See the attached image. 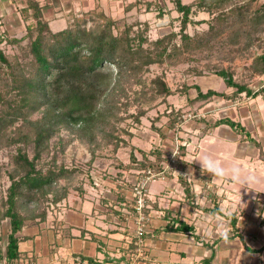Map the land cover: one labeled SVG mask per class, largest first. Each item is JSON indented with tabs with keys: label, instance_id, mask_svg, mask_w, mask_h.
<instances>
[{
	"label": "crops",
	"instance_id": "obj_1",
	"mask_svg": "<svg viewBox=\"0 0 264 264\" xmlns=\"http://www.w3.org/2000/svg\"><path fill=\"white\" fill-rule=\"evenodd\" d=\"M30 1L41 8L53 31L67 28L76 18H89L93 12L113 19L121 15V19L133 10L148 12L149 6L165 5L164 0H0L1 29L9 33L26 30L21 13H32ZM195 77V86L204 92L209 88L219 91L225 83L228 90L220 92L228 96L203 100L202 110L209 117L221 110L226 113L221 118L237 126L214 125L218 119L197 120L186 127L193 129L189 136L180 140L170 134L172 140L161 145L172 149L178 140L185 146V170L193 178L194 195L187 198L176 174L149 182L143 254L136 244V218L126 213L133 209L132 184L140 174H130L129 185V175L121 181L119 172L117 178H100L96 173V180L84 186L82 193H69L44 220L23 226L17 234L20 257L12 264H264V105L254 100L262 97L264 103V93L240 92L239 98H244L238 102L232 100L229 89L233 87L220 75ZM145 159L154 161L155 154ZM137 163L130 161L128 169L132 171ZM211 194L218 195L216 212L211 210ZM233 216L236 225L230 222ZM180 221L194 229L177 230Z\"/></svg>",
	"mask_w": 264,
	"mask_h": 264
},
{
	"label": "trees",
	"instance_id": "obj_2",
	"mask_svg": "<svg viewBox=\"0 0 264 264\" xmlns=\"http://www.w3.org/2000/svg\"><path fill=\"white\" fill-rule=\"evenodd\" d=\"M171 1L182 13L184 29L192 21V13L201 10L213 12L227 3L232 4L234 0ZM29 8L37 22L28 26L30 42L24 51L28 60L21 62L18 57L10 58L0 48V147L17 146V152L12 156L14 167L9 171L11 184L2 202L4 209L0 217L9 218L10 231L5 250L0 244V264H12L19 259L20 237L17 234L23 226L47 217V210L41 208V202L46 200L56 206L67 196L66 186L55 187L60 179L68 175L67 168L64 165L46 170L38 167L43 154L50 148L55 152L65 151L75 138L87 146L92 159L99 157V152L111 145L114 152L121 146H127L128 140L122 134L127 133L129 138L132 134L119 125L125 119L120 114V107L121 97L128 94L127 82H140L142 73L149 70L152 64L162 61L168 44L177 36L171 32L158 38L154 48L145 47L143 31H133V23L125 24L118 30V21L103 12L90 13L89 18H76L67 28L53 31L42 17L38 5L30 1ZM24 14L26 18L29 15L27 11ZM252 19L264 22V11ZM89 20L92 24L88 26ZM182 37L189 38L187 34ZM5 39L0 38V42ZM7 41L14 43L21 40L13 38ZM252 69L264 75V52L255 56ZM216 74L224 78L227 86L236 87L231 95L233 97L243 91L254 96L264 93V86L253 91L248 84L236 82L233 74L225 69L216 71ZM154 83L159 94L167 96L171 93L161 77L156 78ZM197 90L198 94L190 100L192 104L214 95H227L211 88L204 92L198 86ZM144 113L145 110H142L139 115ZM170 113L171 124H175L181 118V112L172 110ZM222 123L237 126L229 118H220L214 125ZM64 129L68 130L67 136L61 135ZM29 146H32V157L28 152ZM155 153V160L139 162V169L151 167L161 170L164 167L162 161L166 159L163 152L155 150ZM185 155L186 148L181 145L174 168L186 169ZM131 161L137 162L134 154H131ZM117 163L115 165L120 168L132 167L121 161ZM178 178L187 198L192 197L191 181L180 174ZM211 199L214 205L211 210L216 212L219 210L218 195L211 194ZM230 222L236 225L237 220L233 216ZM175 228L189 231L194 226L180 221Z\"/></svg>",
	"mask_w": 264,
	"mask_h": 264
},
{
	"label": "rangeland",
	"instance_id": "obj_3",
	"mask_svg": "<svg viewBox=\"0 0 264 264\" xmlns=\"http://www.w3.org/2000/svg\"><path fill=\"white\" fill-rule=\"evenodd\" d=\"M164 2L165 5L160 3L159 6L155 4L147 7L148 12L133 10L121 19V15L116 16L119 18L116 19L118 30L124 28L125 24L133 23V31L141 30L144 32L145 47L154 48V42L158 38L171 32L177 34L168 44L169 48L161 62L152 64L149 70L143 72L140 82L134 83L133 80L127 82L129 85L127 87L128 94L126 97H121L120 107V114L125 116V119L119 124L132 134L131 138L125 132L122 134L128 140L127 146H121L117 152H114L113 145H111L104 151H100L99 157L92 159L87 146L75 138L65 151L58 150L55 152L53 148H50V151L45 152L38 162V167H43L44 170L60 165L67 168L68 175L60 179L59 183L55 185L56 188L66 186L68 189L67 196L69 193L76 195L82 193L84 186L86 187L96 180L94 177L96 173L100 178L101 176L117 178V172H119V176L122 174L120 176L121 181H124V178L129 175V179L126 181L130 185L132 183L129 181L132 179L130 174L134 173L135 176L140 174L139 177H141L144 169H139V162H142L145 157L147 158L148 154L150 156L156 154L155 150L169 152V147L163 148L161 145L170 142L169 139L172 140L170 134L174 135V138L178 136L181 140L189 136L191 130L193 131V129L186 127L193 125L197 120L202 121V119L209 118L210 120L207 122H211L221 118V114L224 116L226 113L219 110L217 116L209 117L208 113L202 110L205 106L203 100H198L193 104L190 102L198 94L195 86L197 83H194L195 76L214 77L216 71L225 69L233 74L236 82L248 84L253 91L264 85V75L256 73L252 69L255 56L264 52V22H256L252 19L264 11L262 8L264 0H234L232 4L227 3L228 5L218 9L219 11L209 12L205 10L206 14L192 13V21L184 29L181 22L182 13L177 10L171 0H164ZM241 5L243 7L239 8ZM28 14L26 18L24 12L21 13L24 24L27 26L22 33L5 32L0 27V38H6L0 42V48L10 58L18 57L17 59L21 62L28 60V57L24 56V51L30 42V38L27 37L28 26L37 22L33 13L29 12ZM90 22L89 20L88 26ZM183 34H187L189 38L183 39ZM13 38L21 41L14 43L7 41ZM0 75H2V71H0ZM158 77H161L171 90L167 96L159 94L156 90L154 80ZM1 81L2 77H0V83ZM224 84H222L221 89H218L219 91L228 90L226 86H223ZM125 90L127 89L125 88ZM229 90L233 94L236 87ZM240 95L231 96L232 100L239 99L238 102L242 101L244 97L239 98ZM214 97L217 95L212 96V99ZM220 99L222 100V98ZM254 100L260 107L264 105L261 103L262 97H256ZM224 102H228V99ZM142 110H145V113L139 115ZM172 110H180L181 112V118H177L175 124H171L172 115L170 112ZM174 131H177V134H174ZM61 135L67 136L68 130H62ZM16 152V145L0 147V216L4 209L2 202L6 198L7 189L11 184L9 171L14 167L12 156ZM28 152L32 157V146L28 147ZM131 154H134L139 161L136 162L137 167L133 168L134 171L124 169L126 171L120 172L121 168L115 164H118L119 161L123 164H130ZM189 158L190 161L194 162L195 158L192 159L191 155ZM131 162L134 165L133 161ZM175 174L178 175L177 172ZM187 178H190L191 182L193 181L192 177ZM41 203V208L47 210V216L57 207V205L55 206L46 200ZM31 205L35 204L32 203ZM9 231V218L0 217V244L3 250L7 244Z\"/></svg>",
	"mask_w": 264,
	"mask_h": 264
},
{
	"label": "built area",
	"instance_id": "obj_4",
	"mask_svg": "<svg viewBox=\"0 0 264 264\" xmlns=\"http://www.w3.org/2000/svg\"><path fill=\"white\" fill-rule=\"evenodd\" d=\"M264 86V85H262ZM177 139V138H176ZM180 146L181 143L176 140L172 149L169 152L163 151V157L166 159L162 161V165L164 166L161 170H155L151 167L144 169L141 174V177L137 178L136 181L133 183V195L134 201L132 204L133 209L128 208L126 213L129 216L132 214L136 218V244L138 246L139 254L142 255L143 250V238L146 233V224L149 220L147 214L145 213L144 209L148 206V199H147V187L151 180L156 178H164L167 174H174L178 173V175H183L185 177H189L190 173L187 170H178L175 167L177 158L180 155ZM178 170V171H177ZM189 179V178H188Z\"/></svg>",
	"mask_w": 264,
	"mask_h": 264
},
{
	"label": "clouds",
	"instance_id": "obj_5",
	"mask_svg": "<svg viewBox=\"0 0 264 264\" xmlns=\"http://www.w3.org/2000/svg\"><path fill=\"white\" fill-rule=\"evenodd\" d=\"M209 171H215V170L210 168Z\"/></svg>",
	"mask_w": 264,
	"mask_h": 264
}]
</instances>
